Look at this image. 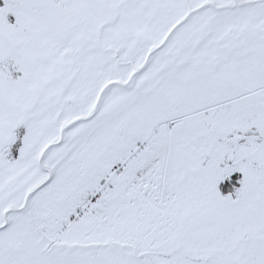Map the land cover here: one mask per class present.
Instances as JSON below:
<instances>
[{"label":"snow or ice","instance_id":"6c2138e0","mask_svg":"<svg viewBox=\"0 0 264 264\" xmlns=\"http://www.w3.org/2000/svg\"><path fill=\"white\" fill-rule=\"evenodd\" d=\"M0 264H264V0H0Z\"/></svg>","mask_w":264,"mask_h":264}]
</instances>
